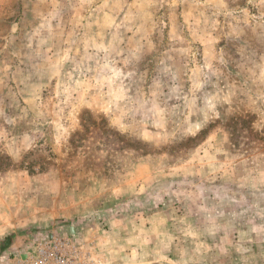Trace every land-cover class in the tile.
I'll return each mask as SVG.
<instances>
[{"label": "rangeland", "instance_id": "rangeland-1", "mask_svg": "<svg viewBox=\"0 0 264 264\" xmlns=\"http://www.w3.org/2000/svg\"><path fill=\"white\" fill-rule=\"evenodd\" d=\"M207 3L0 0V264H264V0Z\"/></svg>", "mask_w": 264, "mask_h": 264}, {"label": "built area", "instance_id": "built-area-1", "mask_svg": "<svg viewBox=\"0 0 264 264\" xmlns=\"http://www.w3.org/2000/svg\"><path fill=\"white\" fill-rule=\"evenodd\" d=\"M67 242L52 239L40 243L33 253L22 255L15 264H84L67 249Z\"/></svg>", "mask_w": 264, "mask_h": 264}, {"label": "crops", "instance_id": "crops-1", "mask_svg": "<svg viewBox=\"0 0 264 264\" xmlns=\"http://www.w3.org/2000/svg\"><path fill=\"white\" fill-rule=\"evenodd\" d=\"M208 1V3H207V6H209V0H189V2L190 3H193L194 5H196V8L194 9V11L197 9V8H199V6L203 3H206ZM223 1V3H224V0H222ZM225 4V3H224ZM188 9V8H187ZM226 10V14H229L230 13V16H234L233 18H235V16H236V13L235 12H237V13H241V11H243V10H246V8H242L241 10H236V11H231V10H227V9H225ZM194 11H191L192 12V16L190 17V19H192V18H194L195 17V14H194ZM240 11V12H239ZM182 13H185L184 12V8L182 7ZM186 20V19H185ZM243 20H245V21H247L246 19H243ZM245 21H244V23H245ZM260 233V232H259ZM257 234V236H255V238L252 240V242H250V245L251 246H254V245H262V244H264V238H261V236H260V234ZM242 257L245 259V257H244V255H242ZM263 259H264V255H262L261 256ZM246 264H256L255 262H253V260L251 261L250 260V258H246ZM258 264H263V263H258Z\"/></svg>", "mask_w": 264, "mask_h": 264}, {"label": "trees", "instance_id": "trees-1", "mask_svg": "<svg viewBox=\"0 0 264 264\" xmlns=\"http://www.w3.org/2000/svg\"><path fill=\"white\" fill-rule=\"evenodd\" d=\"M21 233H23V232H21ZM26 233H28V232H26ZM12 238H13V234H10V235L6 236V237L1 241L2 244L5 243V245L2 246V247H3L2 249H6V248H8L9 243L11 242Z\"/></svg>", "mask_w": 264, "mask_h": 264}]
</instances>
